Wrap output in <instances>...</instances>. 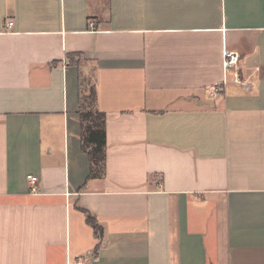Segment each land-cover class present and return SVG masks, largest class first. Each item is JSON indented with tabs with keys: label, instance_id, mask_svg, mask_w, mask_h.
<instances>
[{
	"label": "crops",
	"instance_id": "1",
	"mask_svg": "<svg viewBox=\"0 0 264 264\" xmlns=\"http://www.w3.org/2000/svg\"><path fill=\"white\" fill-rule=\"evenodd\" d=\"M79 262L264 264V0H0V264Z\"/></svg>",
	"mask_w": 264,
	"mask_h": 264
},
{
	"label": "trees",
	"instance_id": "2",
	"mask_svg": "<svg viewBox=\"0 0 264 264\" xmlns=\"http://www.w3.org/2000/svg\"><path fill=\"white\" fill-rule=\"evenodd\" d=\"M78 115L81 127V149L87 154L89 162L87 179L101 177L105 160V122L104 115L96 111L93 107V94L91 89L86 97L80 98ZM83 213L86 223L93 229L95 236L98 237L101 233V228L90 214L86 211H83Z\"/></svg>",
	"mask_w": 264,
	"mask_h": 264
},
{
	"label": "built area",
	"instance_id": "3",
	"mask_svg": "<svg viewBox=\"0 0 264 264\" xmlns=\"http://www.w3.org/2000/svg\"><path fill=\"white\" fill-rule=\"evenodd\" d=\"M8 27L11 26V23L7 24ZM238 61V56L236 53L233 52H226L223 55V68L224 70H229L235 67ZM237 76L234 75V80L237 82ZM219 91L218 86L213 87L211 91L209 92L210 96H212L214 93H217ZM27 184H28V189L29 192L32 194H35L37 192V187H38V178L32 175H28L26 177ZM78 264H81L80 262Z\"/></svg>",
	"mask_w": 264,
	"mask_h": 264
},
{
	"label": "rangeland",
	"instance_id": "4",
	"mask_svg": "<svg viewBox=\"0 0 264 264\" xmlns=\"http://www.w3.org/2000/svg\"><path fill=\"white\" fill-rule=\"evenodd\" d=\"M84 89L87 91V88H86V87H85ZM86 91H85V92H86ZM84 97H86V96H84ZM85 107H87V106H85Z\"/></svg>",
	"mask_w": 264,
	"mask_h": 264
}]
</instances>
